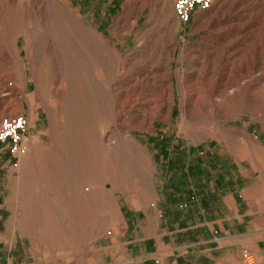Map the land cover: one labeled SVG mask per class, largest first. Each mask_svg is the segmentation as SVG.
<instances>
[{"label": "rangeland", "instance_id": "rangeland-1", "mask_svg": "<svg viewBox=\"0 0 264 264\" xmlns=\"http://www.w3.org/2000/svg\"><path fill=\"white\" fill-rule=\"evenodd\" d=\"M174 2L63 0L66 38L48 13L43 25L30 27L14 45L11 34L29 17L20 7L9 16L7 1L0 0V50L6 53L0 57V81L13 89H0L5 110L0 121L20 116L27 124L21 152L10 154L9 142L0 143V225L27 239L44 264H96L93 239L110 236L120 209L129 203L138 207L149 190L157 198L174 186L186 189V183L199 181L197 173L209 181L238 176V170L264 173V119L257 116L264 81L255 87L254 102L239 94L228 103L216 126L197 108L193 120L180 127L177 80L187 76L194 91L220 75L227 21L238 17L254 25L258 54L246 49L234 68L240 62L251 68L256 61L260 65L252 72L257 76L264 64V0H215L185 25L174 15ZM50 3L56 7L54 0ZM206 51L213 52L210 58L204 57ZM102 60L108 62L103 68ZM88 65L104 77L118 66L130 80L127 95L117 100L109 89L98 90ZM154 65L153 75H162L165 66L170 72L155 89L151 80L142 81ZM133 75H139L138 90L129 94ZM166 82L175 95L170 121L159 118L149 131L129 120L131 134L115 145L109 123L115 102L151 101ZM201 126L218 127V134L202 137ZM197 196L189 188L187 199ZM243 261L253 264L251 258Z\"/></svg>", "mask_w": 264, "mask_h": 264}, {"label": "crops", "instance_id": "crops-1", "mask_svg": "<svg viewBox=\"0 0 264 264\" xmlns=\"http://www.w3.org/2000/svg\"><path fill=\"white\" fill-rule=\"evenodd\" d=\"M197 174L193 186H174L157 198L149 190L138 207L121 208L110 236L92 241L95 263L242 264L246 254L264 264V173L238 170L222 181ZM8 231L0 225V264H44L27 239Z\"/></svg>", "mask_w": 264, "mask_h": 264}, {"label": "bare ground", "instance_id": "bare-ground-1", "mask_svg": "<svg viewBox=\"0 0 264 264\" xmlns=\"http://www.w3.org/2000/svg\"><path fill=\"white\" fill-rule=\"evenodd\" d=\"M6 1L8 5L6 12L9 16H13L17 11L16 8L20 7L18 9L26 14V18L29 17L23 24L19 25L18 28L20 31L11 34L14 45L17 44L20 38L26 36L30 27L43 25L46 14L48 13H51L50 16L53 20V23L60 30V33L66 38V35L63 33L64 31L61 29L64 20L63 13H65L64 11H60L64 10L63 0H54L56 2V7L50 3V0ZM237 9H240V7L235 6L234 12H237ZM74 16L76 19H78L76 15ZM78 21L81 23L79 19ZM227 23H230V25L226 27L228 34L225 32V36L222 39L224 40V45L221 47V54L219 55V59L223 61V66L220 68V75L215 78L214 81L211 82L206 88H196L195 83L193 89L195 87L196 90L194 89V91L190 90L192 86H187V83L190 81L187 76H177L178 95L180 97V127L187 125L193 120L194 112L197 108L201 115H207L211 117L216 126V124H218L219 121L224 118V110L228 103L232 102L233 99L239 94L244 95L247 101L254 102V96L256 94L255 87L261 81H264V64H261V68L259 69V74L257 76H254L253 72L256 68H258L260 63L256 61L250 64L252 65L251 68L249 66H245L246 64L241 62L237 64V68H234L235 61H237L236 58H240L246 49L251 47V52L253 55L258 54V47L255 45V38H252V33L255 31L253 29L254 25L245 20L243 21L239 17L233 20H228ZM241 23L242 26L237 28L238 24L241 25ZM262 39L264 40V37ZM110 49L112 50L111 47ZM261 49V53L264 54V46H261ZM212 54L213 52L210 51L203 53L205 58H210ZM5 55L6 53H4L3 50H0V57H4ZM101 62V68H103L108 63L106 60H102ZM154 69L156 70V65L150 67V69L144 74L145 77L142 81L149 83L151 80V86L155 89L156 83L163 82L164 80L168 81L170 78V72L168 66H165V71L162 75H153V72L155 71ZM88 71L91 84L96 86L98 90L101 89L107 91L109 89V91L115 93L117 100L123 95H127L126 87L130 83V80L124 76L122 70V73L120 72V68H118V66H115L113 72L110 74L106 73L105 77L97 72H94L89 65ZM151 75L153 78L149 79V76ZM99 76L107 78V81L104 82V78H100ZM137 76L139 75H135L133 77L134 79H132V81L134 80V85L129 87V94L133 92L135 93L138 90V82L135 80L136 78H139ZM105 83H107V86L104 85ZM166 83V87L161 92L156 93L157 90L154 91L155 96L153 97V100L149 101V99L146 98L143 104H138L139 100H133L135 105L128 106L130 102V99H128L129 97H127V102H115L113 114L111 118H109V123L113 130L112 133L116 137V141H114L115 145L120 144V140L131 134L133 128L129 127L128 125L130 121L137 122V124H139L137 126L138 128L145 127L149 131L152 130L153 122L159 118H162V122L165 123L170 121L175 95L172 84H169V82ZM1 88L13 91V89L4 81H0V89ZM152 105L154 106L151 108L150 106ZM126 108H128V110ZM0 110H2L0 111V115H2L5 110L2 108L1 103ZM259 110L260 112L257 114L258 118L264 119V104L261 105ZM5 120L9 119H4L2 121ZM2 121H0V123ZM217 129L218 127H214L212 130H209L206 129L205 126H201L198 128V133L200 136L204 137L211 133L218 134ZM244 256L248 257L246 254H244L243 257Z\"/></svg>", "mask_w": 264, "mask_h": 264}, {"label": "built area", "instance_id": "built-area-1", "mask_svg": "<svg viewBox=\"0 0 264 264\" xmlns=\"http://www.w3.org/2000/svg\"><path fill=\"white\" fill-rule=\"evenodd\" d=\"M215 0H175L173 5L174 15L177 21L185 25L198 12L209 11ZM27 129L26 120L23 117H15L0 123V143L9 142L10 154L21 152L26 144L24 137ZM246 261L250 257L244 256Z\"/></svg>", "mask_w": 264, "mask_h": 264}]
</instances>
